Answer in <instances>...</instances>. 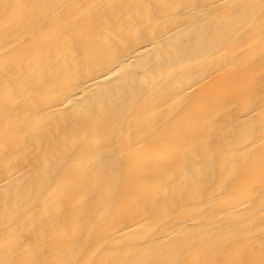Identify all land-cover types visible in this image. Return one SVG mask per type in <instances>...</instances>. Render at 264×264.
<instances>
[{"label": "bare ground", "instance_id": "1", "mask_svg": "<svg viewBox=\"0 0 264 264\" xmlns=\"http://www.w3.org/2000/svg\"><path fill=\"white\" fill-rule=\"evenodd\" d=\"M0 264H264V0H0Z\"/></svg>", "mask_w": 264, "mask_h": 264}]
</instances>
